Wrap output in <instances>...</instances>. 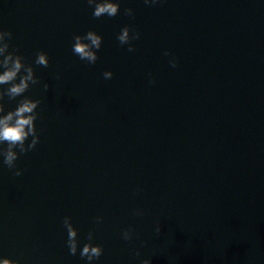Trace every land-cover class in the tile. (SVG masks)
Instances as JSON below:
<instances>
[{
    "label": "water",
    "instance_id": "obj_1",
    "mask_svg": "<svg viewBox=\"0 0 264 264\" xmlns=\"http://www.w3.org/2000/svg\"><path fill=\"white\" fill-rule=\"evenodd\" d=\"M119 2L97 19L87 0H0L12 49L50 58L25 93L42 101L40 143L21 176L0 163V258L88 264L66 246L71 216L81 249L89 231L103 246L92 264H264V0ZM89 30L94 65L72 51Z\"/></svg>",
    "mask_w": 264,
    "mask_h": 264
},
{
    "label": "clouds",
    "instance_id": "obj_2",
    "mask_svg": "<svg viewBox=\"0 0 264 264\" xmlns=\"http://www.w3.org/2000/svg\"><path fill=\"white\" fill-rule=\"evenodd\" d=\"M158 0H145V3L155 4ZM89 7L93 8V17L101 18L104 16L116 17L121 8L119 0H87ZM125 14L132 17L134 15L132 8L125 9ZM140 32L133 33L130 26H125L117 36L121 45H129L128 51H134L135 46L131 44L133 40L140 38ZM13 32L10 30L0 29V163L7 166L8 169H15L14 175L21 176L23 170L17 166V160L21 155H26L28 152L37 148L40 143L41 135L37 129L36 121L40 113L37 111L41 99H33L31 96L25 95L30 87L41 84L40 77L36 75L35 66L48 67L50 65L49 55L40 50L36 53L35 66L25 62V57L19 54L18 49H12ZM103 37L94 30H89L83 35L74 36L72 46L73 54L78 56L80 60L94 65L98 59V50L102 47ZM171 57L169 60L170 66L175 68L178 66V60L172 56L170 51L164 53ZM114 76L112 71L103 73L104 79H111ZM154 83L155 81H151ZM7 85V87H4ZM51 87L50 84L44 83L43 89L47 91ZM18 101L17 107L14 110L5 113V98L8 100ZM29 138H31L29 142ZM6 145V146H5ZM133 215H143V211L137 209ZM103 222V217H97L96 223ZM63 226L67 233L66 246L69 249L70 255L75 256L79 251L80 257L86 258L88 264L98 260L103 255V246L94 244L95 231H89L87 235V243L81 249L79 229L72 222L71 216H65ZM159 235L163 231V225H157L155 229ZM135 229L132 227L123 230L121 237L125 241H132L135 237ZM136 256L141 253L137 250ZM0 264H20L19 260L10 258H0ZM142 264H152L151 259H144Z\"/></svg>",
    "mask_w": 264,
    "mask_h": 264
}]
</instances>
